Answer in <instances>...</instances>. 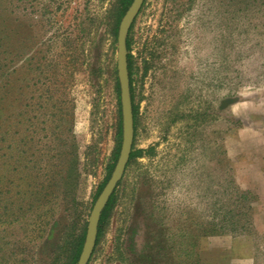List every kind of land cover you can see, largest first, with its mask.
<instances>
[{"label": "rangeland", "instance_id": "rangeland-1", "mask_svg": "<svg viewBox=\"0 0 264 264\" xmlns=\"http://www.w3.org/2000/svg\"><path fill=\"white\" fill-rule=\"evenodd\" d=\"M122 18L0 0V264H65L86 235ZM129 34L134 156L88 264H264V0H145Z\"/></svg>", "mask_w": 264, "mask_h": 264}, {"label": "water", "instance_id": "water-1", "mask_svg": "<svg viewBox=\"0 0 264 264\" xmlns=\"http://www.w3.org/2000/svg\"><path fill=\"white\" fill-rule=\"evenodd\" d=\"M144 2L145 0H133L119 25L117 36V73L122 116L121 148L114 172L93 206L78 264L89 263L96 248L98 228L102 213L114 195L119 183L122 181L131 158L135 134V123L130 74L128 69L127 40L131 27L138 17Z\"/></svg>", "mask_w": 264, "mask_h": 264}, {"label": "trees", "instance_id": "trees-1", "mask_svg": "<svg viewBox=\"0 0 264 264\" xmlns=\"http://www.w3.org/2000/svg\"><path fill=\"white\" fill-rule=\"evenodd\" d=\"M133 0H118V16H119V21L122 18V16L125 14V12L128 10V8L130 7V5L132 4ZM118 29H116V34H117ZM130 35V34H129ZM130 39L128 37L127 40V50L130 51ZM128 69H129V74H130V83H131V94H132V79L131 76L133 74V64L131 61V56L128 55ZM117 92L118 95L120 94V91L118 89L117 86ZM133 100V98H132ZM120 121V120H119ZM119 124H121V121L119 122ZM121 135H122V128L121 125L119 126V132H118V137H119V142L121 141ZM119 152H120V144L117 146V149L114 152V156H113V162L114 164L111 166L110 170L112 171L116 165V162L118 160L119 157ZM134 155H131V158ZM110 176V173H109ZM109 178V177H108ZM103 186L99 189V193L101 192ZM113 200H114V195L112 196V198L110 199L108 205L106 206V208L104 209L102 216H101V220L99 223V228H98V239H97V243L99 241V239L101 238V235L103 233V227L106 224L108 218H109V214L111 212L112 206H113ZM84 239H85V233H83V235L81 236V238L79 239L77 245L75 246L74 250H73V254L70 257V259L68 260L67 263L65 264H78V260L80 257V254L82 252V248H83V244H84ZM97 245V244H96Z\"/></svg>", "mask_w": 264, "mask_h": 264}]
</instances>
